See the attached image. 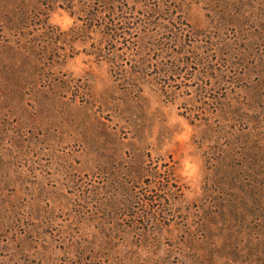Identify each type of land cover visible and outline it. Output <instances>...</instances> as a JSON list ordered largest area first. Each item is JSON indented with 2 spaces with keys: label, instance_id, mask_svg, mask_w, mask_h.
<instances>
[{
  "label": "rangeland",
  "instance_id": "rangeland-1",
  "mask_svg": "<svg viewBox=\"0 0 264 264\" xmlns=\"http://www.w3.org/2000/svg\"><path fill=\"white\" fill-rule=\"evenodd\" d=\"M0 264H264V0H0Z\"/></svg>",
  "mask_w": 264,
  "mask_h": 264
}]
</instances>
